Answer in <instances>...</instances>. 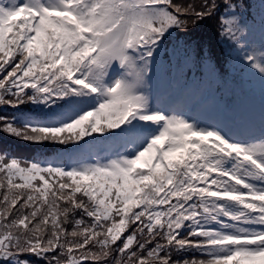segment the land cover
<instances>
[{"label": "snow or ice", "instance_id": "obj_1", "mask_svg": "<svg viewBox=\"0 0 264 264\" xmlns=\"http://www.w3.org/2000/svg\"><path fill=\"white\" fill-rule=\"evenodd\" d=\"M0 264H264V0H0Z\"/></svg>", "mask_w": 264, "mask_h": 264}, {"label": "trees", "instance_id": "obj_2", "mask_svg": "<svg viewBox=\"0 0 264 264\" xmlns=\"http://www.w3.org/2000/svg\"><path fill=\"white\" fill-rule=\"evenodd\" d=\"M0 114H3L2 111H0ZM2 150H6L22 160H32L39 156L38 150L31 146L29 142L10 136L6 137L3 133H0V151Z\"/></svg>", "mask_w": 264, "mask_h": 264}]
</instances>
